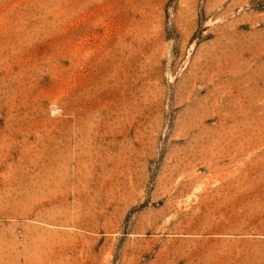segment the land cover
Wrapping results in <instances>:
<instances>
[{
  "label": "rangeland",
  "instance_id": "1",
  "mask_svg": "<svg viewBox=\"0 0 264 264\" xmlns=\"http://www.w3.org/2000/svg\"><path fill=\"white\" fill-rule=\"evenodd\" d=\"M0 264H264V0H0Z\"/></svg>",
  "mask_w": 264,
  "mask_h": 264
}]
</instances>
